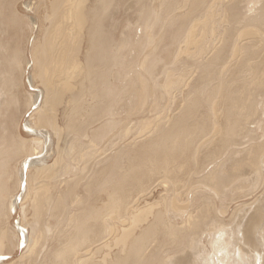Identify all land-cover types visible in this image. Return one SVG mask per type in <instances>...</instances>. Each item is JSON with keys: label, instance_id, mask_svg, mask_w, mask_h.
Instances as JSON below:
<instances>
[{"label": "bare ground", "instance_id": "1", "mask_svg": "<svg viewBox=\"0 0 264 264\" xmlns=\"http://www.w3.org/2000/svg\"><path fill=\"white\" fill-rule=\"evenodd\" d=\"M0 264H264V0H0Z\"/></svg>", "mask_w": 264, "mask_h": 264}, {"label": "rangeland", "instance_id": "2", "mask_svg": "<svg viewBox=\"0 0 264 264\" xmlns=\"http://www.w3.org/2000/svg\"><path fill=\"white\" fill-rule=\"evenodd\" d=\"M19 1H20V0H18V2H19ZM21 1L23 2V0H21ZM24 2H25V1H24ZM22 8H23V7H22ZM22 8H21V9H22ZM18 216L20 217V215L17 214L16 217H15V219H18ZM18 254H19V253H17V254L15 255V258L18 257Z\"/></svg>", "mask_w": 264, "mask_h": 264}]
</instances>
